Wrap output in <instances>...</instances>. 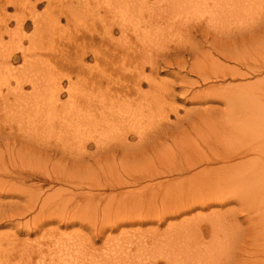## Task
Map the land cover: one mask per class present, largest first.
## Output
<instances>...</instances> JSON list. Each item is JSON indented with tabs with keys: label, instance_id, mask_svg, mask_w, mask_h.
<instances>
[{
	"label": "rangeland",
	"instance_id": "obj_1",
	"mask_svg": "<svg viewBox=\"0 0 264 264\" xmlns=\"http://www.w3.org/2000/svg\"><path fill=\"white\" fill-rule=\"evenodd\" d=\"M13 1L18 6L8 4L6 0L5 2L0 0V20L2 19L0 52L11 54L7 60L0 59V182L5 184L0 190L2 218V221L0 220V264H63L64 262L93 264L100 259L103 261L106 251H112L111 240L114 242V239H118L121 244H124L123 238L131 242L129 248H126L128 252L126 254L124 252V256L121 253L120 261L104 260L102 264H166L167 256L171 264H264V164L251 169L252 164L249 163L250 169L242 178H238L237 167L229 168L230 170L225 171L223 176L217 178V182L215 180L210 187L203 185V180H208L206 175H203L191 182L172 183L168 188L160 189L154 186L151 188L153 190H144L146 193H142L144 183L126 188L115 189L110 186L103 188L102 184L120 170L117 165L121 156L117 155L115 160L105 159L104 153H100L101 149L98 151V147L89 140V133H87L90 131L88 124L92 121L87 118L88 111L112 105L118 109L119 106L124 105L121 110L127 111H125V114L129 115L126 116L127 120H131L129 124L133 122L136 129L144 133V143L147 144L153 138L152 134L162 124H166L162 117L164 113L168 114L169 122H173L174 125L178 117L186 115V111H189L188 119L183 120L181 125L179 124L180 127L174 129L172 125L170 133L161 134L156 141L149 143L148 149L146 148L148 152H144V149L136 150L135 158L142 159V163H145L143 165L149 161L148 164L151 163L153 168H156L155 165L158 162H163L161 166L166 168V165L171 163L184 161L186 155L187 158L188 155L195 154V149L196 153L201 150L209 153L215 148H230L231 142H233L232 147L235 148L241 147V143L248 142L258 144L264 150V112H262L264 111V66H261L258 71L251 72L253 66L255 69L259 68V65L264 62V0H247V2L250 1L249 5L247 3L245 4L247 7L242 6V10L238 9L232 14L229 13L230 15L226 14L227 16L219 21V18H214V28L208 21L206 12L202 10L186 13L162 9L147 13L136 9V6L125 10L119 5V0H108L109 2H103L104 0ZM193 11L199 12L196 14ZM45 13L50 15L46 16ZM20 14L24 22L23 27L17 30L18 32L15 29V32V21L21 20ZM54 19H58V22ZM259 20L262 23L259 24ZM120 26L122 31L119 30ZM194 27L199 29L195 30ZM244 28L254 32L248 33L243 39L236 37L234 42L228 40L230 33ZM224 54L232 55V59L226 60ZM180 63L184 64L183 68L179 67ZM31 64L34 66L31 67ZM220 66L233 67L237 70H234L236 73L226 72L217 77L211 76V79L206 81L199 78L206 73L214 74L213 72ZM23 67L26 71L29 68L34 70L37 88L32 89L30 84L24 83L23 93L26 94V98L21 103L20 101L15 103L12 94L15 77L21 75ZM237 72L245 75L240 76L241 74ZM146 76L152 77L153 86L143 78ZM140 77L143 79L137 92L135 89L137 87H133V84ZM186 80H198V83L188 86ZM55 83H58L57 87ZM209 86L215 88L214 98L207 94ZM53 87L54 90L58 88L57 96H54L55 93L50 94L53 92ZM28 92L32 95L27 94ZM182 92L184 94H181ZM195 94H198L195 97L196 100L192 98ZM171 106H177L176 116L170 112ZM207 107L216 110V116L210 115L211 110L205 111ZM255 108L260 109L256 112ZM225 109H233L236 116L228 117ZM252 109L253 113H251ZM79 112L84 115L81 113V116ZM128 113H132L131 117ZM248 115L251 116L247 118ZM82 117L85 118L82 119ZM98 119L104 127L103 120ZM124 122L123 130L128 126L127 121L124 120ZM127 136H129L128 133ZM66 139L72 141L71 144L68 143V146L65 142V146L72 151H69L70 154L58 153L57 158L60 157V160L55 157V153L52 154V151L50 155L37 154L29 148L32 147L35 150V147L39 145L56 146ZM76 139H79L85 147H80ZM120 141L111 139L105 144L111 142L110 145L122 144ZM126 142L129 145H135L138 142L137 134L132 133ZM241 160L243 162L245 158ZM239 161L240 159H235L229 164H237ZM110 164L111 169H109ZM62 165L70 168L62 172ZM133 166L132 164L127 166L128 172L136 171L142 165H138L137 168ZM207 166L201 167L211 168L209 169L210 178L214 175L218 176V172L223 171L219 170L223 167V163L214 162ZM201 167L195 169L198 170ZM52 168L59 169L56 171L60 174H53ZM11 169H13L11 175L7 174L6 170ZM14 171L20 172L17 173L18 177ZM190 171L185 175H191L195 170ZM123 173L119 171V174L123 175ZM176 176L171 174L157 177L152 182ZM10 185H15L14 193L6 190L10 188ZM127 189L131 190L133 199L114 200L116 202L111 201L112 205L107 206L108 199L112 195H120ZM180 192L208 200H202L201 203L205 206L197 205L187 212H183L186 206L178 210L177 207L180 204L178 202L179 204L173 206L172 210L180 211V215L168 216L162 222L156 221L155 214L164 211L162 205L172 204L171 197L181 194ZM226 196L229 198L228 201H223L227 198ZM35 201L37 205L33 211L25 212L21 217H14V220L13 218L4 220L9 214V208L16 212ZM43 202L46 205L39 210V205ZM121 202L125 205L140 202L142 205L138 206V209L135 207L134 213H131L130 209L127 210L130 207L124 210ZM191 202L190 200V204ZM183 203L186 204L185 201ZM149 206L151 210L147 208ZM146 209L151 211L150 220L139 221V216L136 219L137 222L126 221L114 229L108 228V223L117 221L119 217H125L123 211L131 213L132 216ZM209 214L215 215L214 221L208 217ZM34 215H36L35 219H33ZM127 216L130 215L127 214ZM17 220L21 223L26 221L30 226L27 224L17 228ZM168 223L174 224V228L166 231ZM195 224H197L196 228ZM13 227L16 228L13 229ZM215 227L218 229L217 233L214 232L218 239L213 238L212 230ZM132 232H137L135 233L137 236ZM220 238L222 241L219 242ZM137 239L142 244L143 240L147 241L149 247L145 253L141 251V245L138 247ZM215 240L216 242L212 245ZM104 241L109 245V249ZM57 242L60 243L59 246L68 243L71 246L68 252L71 258L69 257L67 261L61 260L55 255L57 251L52 250L54 244L57 246ZM35 243L41 246L39 253ZM121 244L120 246L123 247ZM194 249H197L198 253ZM147 256L148 259L145 258Z\"/></svg>",
	"mask_w": 264,
	"mask_h": 264
},
{
	"label": "bare ground",
	"instance_id": "obj_2",
	"mask_svg": "<svg viewBox=\"0 0 264 264\" xmlns=\"http://www.w3.org/2000/svg\"><path fill=\"white\" fill-rule=\"evenodd\" d=\"M36 1V0H35ZM38 1H41V0H38ZM120 1H121V3H120ZM3 2V1H2ZM4 2H5V0H4ZM6 2L9 4H11V5H16V6H18V4L17 3H15L13 0H6ZM18 2V1H17ZM37 2V1H36ZM48 2H50V0H48ZM103 2H109L108 0H104ZM250 2V1H249ZM249 2H247V0H154V1H150V0H119V5H121L125 10H128V9H131V8H134L135 6L137 7L136 9H138V10H140V11H146L147 13H150V12H152V11H154V10H159V11H161L162 9H164V11H165V9H171L172 11H174L175 12V10H177V11H183V12H188V13H192L191 11L192 10H202V11H205L206 12V15L208 16V21L210 22V24L213 26V28H214V23H213V21H214V18H216V19H218V21L220 20V19H222V17H225V16H227L226 14H232V12H234V11H236V10H238V9H240V10H242L241 9V7L242 6H244V7H247L245 4H247L248 3V5H249ZM23 4V3H22ZM108 4V3H107ZM30 5V4H29ZM34 5V4H33ZM111 5V4H110ZM110 5L108 6V8L110 7ZM4 6V5H3ZM23 6V5H22ZM75 8V7H74ZM6 9V8H5ZM77 9V8H76ZM2 10H3V7H2ZM24 10V9H23ZM30 10V9H29ZM5 11V10H4ZM71 11V10H70ZM80 11V10H79ZM49 11H47V13H48ZM51 12V11H50ZM182 12V13H183ZM194 12V11H193ZM199 12V11H198ZM198 12H194V13H198ZM47 13H45V15L46 16H48V15H50V14H47ZM133 13V12H132ZM237 13H238V11H237ZM229 14V15H230ZM21 15V14H20ZM170 15V14H169ZM185 15V14H184ZM238 15V14H237ZM236 15V16H237ZM8 16H10V15H8ZM19 16V15H18ZM2 17V16H1ZM4 17V16H3ZM6 17V16H5ZM14 17V16H13ZM51 17V16H50ZM55 17V16H54ZM25 18V17H24ZM57 18V17H56ZM101 18V17H100ZM227 18V17H226ZM6 19V18H5ZM17 18H15V20H16ZM20 19L21 20H18V21H15V24H16V28H14V31H15V29H16V31L18 30H21V27H23L22 25H23V21H22V15H21V17H20ZM30 19V18H29ZM32 19V18H31ZM40 19V18H39ZM46 19V18H45ZM53 19V18H52ZM52 19H50L51 20V23H52ZM230 19V18H229ZM240 19V18H239ZM2 20V19H1ZM1 20H0V22H1ZM23 20H25V19H23ZM47 20H49L48 19V17H47ZM58 19H54V21H57ZM225 20V19H224ZM4 21V20H3ZM8 21V20H7ZM6 21V22H7ZM218 21L216 20L215 22H216V24H218ZM222 21V20H221ZM226 21H227V19H226ZM254 21V20H253ZM258 21V20H257ZM256 21V22H257ZM9 22V21H8ZM26 22V21H25ZM34 22H35V20H34ZM50 21H48V23H49ZM58 22V21H57ZM228 22V21H227ZM39 23V22H38ZM46 23V22H45ZM48 23H46V24H48ZM231 23V22H230ZM235 23V22H234ZM251 23V22H250ZM259 24L260 23H262L260 20H259V22H258ZM4 24H5V22H4ZM214 24V25H213ZM225 24H226V22H225ZM255 24V23H254ZM258 24V25H259ZM124 25V24H123ZM257 25V24H256ZM255 25V26H256ZM37 26V25H36ZM1 27V26H0ZM218 27V26H217ZM195 28V30L196 29H199V27H194ZM215 28H216V26H215ZM254 28V27H253ZM5 29V28H4ZM8 29V28H7ZM193 29V28H192ZM219 29H221L220 27H219ZM245 29V30H244ZM244 29H239V31H237V32H234V33H230L229 34V36L227 37L228 38V40L229 41H232V42H234V40H235V38L236 37H240L241 39H243L245 36H247V34L248 33H250V32H254V30H251V29H249V28H244ZM119 30L120 31H122V27L120 26L119 27ZM15 31V32H16ZM17 31V32H18ZM224 31V30H223ZM10 32V31H9ZM109 32V31H108ZM2 33V32H1ZM110 33V35H111V32H109ZM108 33V34H109ZM217 33V32H216ZM220 33H222V32H220ZM4 34V33H3ZM227 34V33H226ZM8 35V34H7ZM34 35V34H33ZM1 36V35H0ZM223 36V35H222ZM226 36V35H225ZM3 37V36H2ZM224 37V36H223ZM1 38V37H0ZM13 38V37H12ZM11 38V39H12ZM110 38V37H109ZM239 38V39H240ZM92 39V38H91ZM16 42V41H15ZM30 42V41H29ZM224 42V41H223ZM22 43V42H21ZM33 43V42H32ZM13 45V44H12ZM33 45V44H32ZM36 45H38V44H36ZM19 47H20V45H19ZM30 47H31V45H30ZM29 48V47H28ZM21 49V48H20ZM16 50V49H15ZM222 50V49H221ZM23 51H24V49H23ZM36 51V50H35ZM135 51V50H134ZM216 51V50H215ZM216 52H218V51H216ZM220 52V51H219ZM10 53V52H9ZM7 54V53H5V52H0V59H4V60H7V58L9 59L10 58V56H11V54ZM23 53H25V52H23ZM226 53V52H225ZM223 54V53H222ZM221 54V55H222ZM24 55V54H23ZM225 56H226V60H231L232 59V55L230 56V55H227V54H224ZM128 56V55H127ZM224 56V57H225ZM129 58V57H128ZM130 59V58H129ZM25 61H27V60H25ZM181 61H182V59H181ZM30 62V61H29ZM184 62V61H183ZM182 62V63H183ZM177 63V62H176ZM179 63V62H178ZM177 63V64H178ZM182 63H180L179 64V67L180 68H183V65H181ZM24 64V63H23ZM27 64V63H26ZM29 64V63H28ZM6 65V64H5ZM32 65V64H31ZM197 65V64H196ZM195 65V66H196ZM2 66V65H1ZM8 66V65H7ZM34 65H32L31 67H33ZM152 66V65H151ZM261 66H264V62H262V65H259V68H256L255 69V67L253 66V68H252V70H251V72H254V71H258L259 69H260V67ZM5 67V66H4ZM30 67V66H29ZM194 67V66H193ZM218 67V66H217ZM185 68V67H184ZM196 68V67H195ZM154 69H155V67H154ZM151 70H152V68H151ZM191 70V69H190ZM193 70V69H192ZM191 70V71H192ZM217 70V69H216ZM234 70H237L236 68H234L233 69V67H227V66H220L219 68H218V70L217 71H215V72H213L214 74H212V75H207V73L206 74H203V75H201L199 78L200 79H202V81H206V80H209V79H211V76H213V77H217V76H219V75H224V74H226V72H235ZM11 71V70H10ZM102 71V70H101ZM9 72V71H8ZM20 72V71H19ZM33 72H34V70L33 69H30L29 68V70L28 71H26V69H24V67L22 68V73H21V75H18L17 77H15V85H14V89H13V91H12V94L14 95V98H15V103L16 102H19L20 101V103L26 98V94H24L23 93V84L24 83H28V84H30L31 86H32V89H35V88H37L36 86V82H35V78H34V74H33ZM11 73V72H10ZM35 73V72H34ZM104 73V72H103ZM236 73V72H235ZM238 74H241L240 76H244L245 74L244 73H240V72H237ZM9 75V74H8ZM36 75V74H35ZM14 76H15V74H14ZM132 76V75H131ZM141 76V75H140ZM43 77V76H42ZM134 77V76H133ZM136 77V76H135ZM139 77V76H138ZM37 78V77H36ZM47 78V77H46ZM69 78V77H68ZM143 78H145V80L148 82V84L149 85H152L153 86V83H154V80L152 79V77H143ZM142 77H140L139 79L137 78V80L135 81V83L133 84V87H137V88H135L136 90H137V92H139V88H140V86H141V81H142V79H143ZM184 78V77H183ZM182 78V79H183ZM187 78V77H186ZM39 79V78H38ZM48 79H50V77L48 78ZM181 79V80H182ZM133 80V79H132ZM36 81H38V80H36ZM43 81V80H42ZM182 81H184V79L182 80ZM124 83V82H123ZM186 83H187V85L188 86H194V85H196V83H198V80H193V81H187L186 80ZM39 84V83H38ZM41 84V83H40ZM132 84V83H131ZM182 84H184V83H182ZM50 85V84H49ZM55 85H56V87H57V85H58V83H55ZM164 85V84H163ZM186 85V84H185ZM116 87V86H115ZM70 88V87H69ZM108 88V87H107ZM11 89V88H10ZM52 89V88H51ZM68 89V88H67ZM153 89V88H152ZM207 94L209 93L213 98L216 96V91H215V88L214 87H212V86H209V87H207ZM12 90V89H11ZM45 90H47V89H45ZM44 90V91H45ZM57 90H58V88H56L55 90H54V87H53V92H51L50 94H53L54 95V93L56 94V95H54V96H57V94H58V92H57ZM59 90H60V88H59ZM70 90V89H69ZM69 90H67V92L69 91ZM116 90V89H115ZM204 90V89H203ZM214 90V91H213ZM31 91H33V90H31ZM71 93H72V91H70ZM46 93V92H45ZM59 93H60V91H59ZM174 93V92H173ZM173 93H171L172 94V96L173 97H175V95L173 94ZM199 93V92H198ZM8 94V93H7ZM10 94H11V92H10ZM27 94H31L32 95V93H27ZM46 94H48V93H46ZM143 94V93H142ZM147 94V93H146ZM145 94V95H146ZM181 94H184V92H182ZM202 94V93H201ZM205 94H206V92H205ZM208 94V95H209ZM38 95V94H37ZM52 95V96H53ZM75 95V94H74ZM102 95V94H101ZM137 95V94H136ZM144 95V96H145ZM151 95V94H150ZM170 95V94H169ZM194 95V94H193ZM209 95V96H210ZM103 96V95H102ZM182 96V95H181ZM196 96H198V94H195V96L194 97H192V98H194V100H196ZM210 96V97H211ZM177 97V96H176ZM206 97H207V95H206ZM30 98V97H29ZM51 98V97H50ZM79 98V97H78ZM94 98V97H93ZM127 98V97H126ZM201 98V97H200ZM208 98V97H207ZM7 99V98H6ZM45 99V98H44ZM102 98H100V100H101ZM128 99H129V97H128ZM147 99V98H146ZM198 99V98H197ZM221 99V98H220ZM76 100V99H75ZM100 100H98V101H100ZM116 100V99H115ZM193 100V99H192ZM199 100V99H198ZM203 100V99H202ZM207 100V99H206ZM216 100V99H215ZM222 100H224V98L222 99ZM118 101V100H117ZM211 101V100H210ZM49 102V101H48ZM103 102V101H102ZM163 102V101H162ZM25 103H27V102H25ZM174 103V102H173ZM19 104V103H18ZM103 104V103H102ZM102 104L100 105V106H102ZM104 104H105V102H104ZM108 104V103H107ZM146 104H147V102H146ZM23 105H25V104H23ZM106 105V104H105ZM117 106V105H116ZM124 106V105H123ZM123 106L121 105V106H119L120 108H115V105H112V106H106V107H102V108H99V109H96V110H94L93 109V111L92 110H90V111H88V120H92L90 123H89V121H88V123H85V124H88L89 125V127H90V131L88 132L87 131V133H89L88 134V137H89V140L90 141H92V142H94L95 143V145L98 147V151H99V149H101V152L100 153H104V157H105V159H108V158H112V159H114V158H116V156L117 155H120L121 157H119V164L117 165V166H119L120 167V170L122 171V172H124L123 173V175H121V174H119V169H117V170H119L118 172L116 171V173H114L113 174V176H111L112 175V173H109V174H111L110 176H111V179H109V180H107V181H105L103 184H102V187L104 188V187H107V186H110V188H122V187H129V186H131L132 187V185H140L141 183L143 184L144 183V185H143V190H142V193H144L145 191L144 190H149V189H151L152 187H154V186H157V187H159L160 189L161 188H165V187H167L168 188V186L169 185H171L172 183H181V184H183V183H186L187 181L189 182H191V180H193L194 181V179H199V177L200 176H203V175H206V179H208V180H203V185H208L207 187H210L213 183H215V180H216V182H217V178L219 179V177H221V176H223V173L225 172V171H227V170H230L229 168H233V167H237V172H238V178L239 177H243L245 174H247L248 173V171H249V169H250V165H249V163L250 164H252L251 165V169L252 168H254V167H256L257 165H261V164H264V150H262L261 148H260V146L258 145V144H253V143H251V144H249L248 142L246 143H241L240 144V146L241 147H239V148H235V147H232L233 146V142H231L230 144H231V147L230 148H223V147H221V148H223V149H217V148H215V149H211L210 151H209V153L208 152H205V151H199V152H195L196 151V149H195V151H194V153L195 154H192V155H188V157L186 158V156H185V160L184 161H179V162H176V163H171V164H169V165H166V168L164 167L163 168V166H161L162 165V163L163 162H158V167H157V165H155V167L156 168H153V165H151V163L150 164H148L149 163V161H148V163L146 164V165H143V164H145V163H142V159L141 160H138L137 158H135L137 155H135V152H136V150H142V149H144V152L146 151V148H147V146L149 145V143L150 142H153V141H156V138L158 139V137H160V135L162 134V135H166V134H168V133H170V130L172 129L171 128V126L173 125V122H169V120H168V114L167 113H164L163 115H162V117H164V120H165V122H166V124H162V126H160L157 130H156V132L154 133V134H152V136H153V138H151V140L150 141H148L149 143H144V133L142 134L140 131H138L136 128L137 127H135V125H134V123L133 122H131L130 124H129V121H131V120H127L128 118L126 117V116H129V115H126L125 114V111L124 112H122V110H121V107L123 108ZM40 107V106H39ZM95 107V106H94ZM93 107V108H94ZM38 108V107H37ZM72 108V107H71ZM98 108V107H97ZM261 108V107H260ZM259 108V109H260ZM263 108V107H262ZM84 109V108H83ZM256 109V108H255ZM258 108L256 109V112H257V110H259ZM99 110V111H98ZM207 110H211L210 112V115L211 114H215V116H216V110H214V109H208V107L205 109V111H207ZM226 110V109H225ZM233 110V109H232ZM231 109H227L226 111H227V116L228 117H230L231 118V116H236L234 113V110L232 111ZM251 110V109H250ZM65 111V110H64ZM79 111V110H78ZM92 111V112H91ZM231 111V112H230ZM90 112V113H89ZM127 112V111H126ZM162 112V111H161ZM170 112H173L174 114H175V116L177 115V113H178V109H177V106H175V107H172L171 106V108H170ZM189 112V111H188ZM188 112L186 111V115H180L181 117H176L177 118V121L176 122H174L175 124L173 125L174 126V129H177L178 127H180V123L183 121V120H187L188 118ZM221 112V111H220ZM250 112V111H249ZM254 111H253V109H252V112L251 113H253ZM256 112H255V114H256ZM260 112V111H259ZM258 112V113H259ZM262 112H264V111H262ZM16 113V112H15ZM82 113V112H81ZM80 112H79V114L82 116V114H81ZM119 113H121V114H119ZM124 113V114H123ZM133 113V112H132ZM132 113H128V114H130V117H131V114ZM219 113V112H218ZM223 113H226V112H223ZM231 113H232V115H231ZM246 113H247V111H246ZM250 113V114H251ZM261 113V112H260ZM259 113V114H260ZM72 114H74V113H72ZM71 114V115H72ZM76 114V113H75ZM78 114V115H79ZM136 114V113H135ZM190 114H192V113H190ZM219 114H221V115H223L222 113H219ZM219 114H217V115H219ZM247 114H249V113H247ZM255 114H253V116L255 115ZM18 115V114H17ZM84 115V114H83ZM124 115V116H123ZM200 115V114H199ZM204 115V114H203ZM44 116V115H43ZM67 116V115H66ZM73 116V115H72ZM76 116H77V114H76ZM81 116H80V118H81ZM208 116V115H207ZM251 116V115H250ZM249 115H248V117L247 118H249L250 117ZM20 117V116H19ZM191 117V116H190ZM244 117V116H243ZM264 117V116H263ZM22 118V117H21ZM85 117H82V119H84ZM98 118H100V120L102 121V123L104 124V127L103 126H101V122L99 121V119ZM136 118V117H135ZM161 118V117H160ZM219 118V117H218ZM227 118V117H226ZM37 119V118H36ZM81 119V120H82ZM214 118H212V120H213ZM228 119V118H227ZM235 119V118H234ZM251 119H254V118H251ZM16 120V119H15ZM33 120V119H32ZM124 120H126L127 122H126V125H128V126H126V129H124L123 130V124H125V122H124ZM135 120V119H134ZM134 120H132V121H134ZM204 120V119H203ZM219 120V119H218ZM223 120V119H222ZM242 120V119H241ZM256 120V119H255ZM263 120V119H262ZM78 121H79V118H78ZM161 121V120H160ZM192 121V120H191ZM214 121V120H213ZM224 121H226V120H224ZM238 121V120H237ZM249 121V120H248ZM124 122V123H123ZM164 122V123H165ZM221 122V121H220ZM162 123H163V121H162ZM180 124V125H179ZM217 123H215V125H216ZM225 124V123H224ZM87 125V126H88ZM164 125V126H163ZM32 126V125H31ZM76 126V125H75ZM172 126V127H173ZM183 126V125H182ZM190 126V125H189ZM192 126V125H191ZM185 127V126H184ZM59 128V127H58ZM86 128V127H85ZM99 128V129H98ZM31 129V128H30ZM138 129H139V127H138ZM35 130V129H34ZM243 130V129H242ZM242 130H240V131H242ZM31 131V130H30ZM44 131V130H43ZM172 131V130H171ZM56 132V131H55ZM127 133L129 134V136H127ZM132 133L133 134H137V136H138V142L135 144V145H129L127 142H126V139L127 138H129V137H131L132 136ZM202 133V132H201ZM207 133H209V132H207ZM72 134V133H71ZM203 134V133H202ZM234 134V133H233ZM81 135H83L82 133H81ZM80 135V136H81ZM199 135V134H198ZM84 136V135H83ZM120 136V137H119ZM200 136V135H199ZM232 136V135H231ZM236 136V135H235ZM72 137V136H71ZM190 137V136H189ZM237 137V136H236ZM23 138V137H22ZM118 138V139H117ZM72 139H75V138H72ZM84 139V138H83ZM111 139H116V140H121L120 141V143H122V144H117V143H114V144H117V145H110V144H105V143H109L110 142V140ZM161 139V138H160ZM231 139V138H230ZM235 139V138H234ZM233 139V140H234ZM78 142H79V144H80V147H82V148H84L85 146L80 142V140L79 139H76ZM68 141V142H67ZM77 141H76V144H77ZM107 141V142H106ZM224 141V140H223ZM65 142L67 143V146L69 145V144H71L72 143V141H70V139H66V140H62V142H61V144L60 145H56V146H40L39 144V146H37V147H35V150H33V148L32 147H29L30 148V150H32V151H34V152H36L37 154L39 153V154H46V155H50V153H51V151H52V154L53 153H55L54 155H55V157L57 158L58 156V153L59 154H64V153H69V151H72L71 149H69L67 146H65L66 144H65ZM147 142V141H146ZM210 142V141H209ZM13 143H14V141H13ZM69 143V144H68ZM11 144V143H10ZM143 144H146L145 146L143 145ZM249 144V145H248ZM42 145V144H41ZM99 145H101V147L99 148ZM142 145V146H141ZM12 146V145H11ZM186 146V145H185ZM224 147H225V145H223ZM20 147V146H19ZM71 148H72V145L70 146ZM97 147H95V148H97ZM12 148V147H11ZM28 147H27V149H29ZM78 148V147H77ZM139 148V149H138ZM198 148V147H197ZM208 148H210V147H208ZM80 149V148H79ZM78 149V150H79ZM148 149V148H147ZM201 149V148H200ZM77 150V149H76ZM81 150V152H82V149H80ZM96 150V149H95ZM193 150V149H192ZM16 151H17V149H16ZM97 151V150H96ZM149 151V150H148ZM148 151H146V152H148ZM198 151V150H197ZM12 152V151H11ZM116 152H118L117 154H116ZM143 152V151H142ZM193 152V151H192ZM13 153V152H12ZM18 153H20V152H18ZM150 153V152H149ZM156 153V152H155ZM70 154V153H69ZM93 154V153H92ZM138 154V153H137ZM21 155V154H20ZM94 155H96V154H94ZM93 155V156H94ZM101 155V154H100ZM184 155V154H183ZM182 155V156H183ZM28 156V155H27ZM11 157V156H10ZM15 157V156H14ZM20 157V156H19ZM149 157V156H148ZM25 158V157H24ZM60 158V157H59ZM59 158H57V159H59ZM243 158H245V161H243L242 162V160L241 159H243ZM30 159V158H29ZM28 159V160H29ZM35 159V158H34ZM124 159V160H123ZM133 159V160H132ZM150 159V158H149ZM184 159V158H183ZM239 160L240 159V161L239 162H237V164L235 163V164H229L230 162H232L233 163V161L234 160ZM60 160V159H59ZM97 160V159H96ZM115 160V159H114ZM146 160V159H145ZM144 160V161H145ZM42 161H43V159H42ZM143 161V162H144ZM158 161V160H157ZM24 162V161H23ZM106 162H108V161H106ZM110 162H112V161H110ZM109 162V163H110ZM116 162V161H115ZM150 162H151V160H150ZM214 162H217V163H223V167L222 168H219V170H223V171H221V172H218V176H215V179H213L214 178V176H213V178L211 177L210 178V176L211 175H209L210 173L209 172H211V171H209V169H211V168H207L206 169V167H201V166H204V165H208L209 163H214ZM25 163H26V161H25ZM24 163V164H25ZM156 163V162H155ZM31 164V163H30ZM29 164V165H30ZM52 164V163H51ZM102 164V163H101ZM101 164H99V165H101ZM108 164V163H107ZM114 164V163H113ZM131 164L132 165H134L133 166V168L134 167H136L137 168V166L139 165V166H141L139 169H137L136 171H130V172H128V168H127V166H131ZM153 164V163H152ZM104 165V164H103ZM15 166V165H14ZM26 166V165H25ZM53 166V165H52ZM56 166V165H55ZM138 166V167H139ZM161 166V167H160ZM46 168H47V166H45ZM100 167V166H99ZM115 167H116V165H115ZM197 167H201V169H199L198 168V170L197 169H195V168H197ZM207 167H209V166H207ZM61 168L63 169V171L62 172H64L67 168H70V167H66L65 165H62L61 166ZM108 168V167H107ZM125 168H127V169H125ZM135 168V169H136ZM4 169H5V167H4ZM13 169H15V168H13ZM13 169H11V170H6V173L8 174V173H10V175H11V173H12V171H13ZM24 169V168H23ZM104 170H105V168H103ZM109 169H111V164H110V166H109ZM191 169H194L195 171L193 172V173H191V175H188V176H186L185 174H187ZM16 170H17V168H16ZM19 170V169H18ZM52 170V172H53V174H60L59 172H57L56 170H59V169H57V168H52L51 169ZM68 170V169H67ZM125 170H127V171H125ZM213 170V169H212ZM47 171V170H46ZM106 171V170H105ZM108 171V170H107ZM113 171V170H112ZM15 172V174H16V176H17V173H20V172H16V171H14ZM22 172H24V170L22 171ZM48 172V171H47ZM56 172V173H55ZM71 172V171H70ZM101 172V171H100ZM110 172V171H109ZM115 172V171H114ZM191 172V171H190ZM236 172V171H235ZM235 172H233V173H235ZM213 173H214V170H213ZM15 174H12V175H15ZM24 174V173H23ZM43 174H45V173H43ZM171 174H176L177 176L176 177H174V178H167V179H163V180H159V181H156V182H152V180L153 179H155V178H157V177H162V176H168V175H171ZM21 175V174H20ZM19 175V176H20ZM32 175V174H31ZM106 175V174H105ZM46 176H48L47 174H46ZM65 176H66V174H65ZM108 176V175H107ZM18 177V176H17ZM22 177H23V175L21 176V179H22ZM32 177V176H31ZM73 177V176H72ZM96 177V176H95ZM231 177V176H230ZM49 178V177H48ZM57 178V177H56ZM210 178V179H209ZM203 179V178H202ZM221 179V178H220ZM228 179V178H227ZM95 180V179H94ZM99 180V179H98ZM97 180V181H98ZM58 181V180H57ZM60 181V180H59ZM175 181V182H174ZM99 182V181H98ZM98 182H96V184L98 183ZM200 183L202 182L201 180L199 181ZM227 182V181H226ZM230 183V182H229ZM234 183V182H233ZM66 184V183H65ZM100 184V183H99ZM197 184V183H196ZM223 184V183H222ZM221 184V185H222ZM5 184H2L1 182H0V190L3 188V186H4ZM234 185V184H233ZM183 186V185H182ZM232 186V185H231ZM101 187V188H102ZM181 187V186H180ZM179 187V188H180ZM220 188V187H219ZM229 188V187H228ZM9 189H11V190H9ZM182 189H184V188H182ZM181 189V190H182ZM189 189V188H188ZM6 190H8V191H11V192H13L14 193V190H15V185H10V188H8V189H6ZM151 190H153V189H151ZM157 190V189H156ZM183 191V190H182ZM181 191V192H182ZM229 191V190H228ZM16 192V191H15ZM121 192V191H120ZM180 192V193H181ZM146 193V192H145ZM183 193V192H182ZM176 194V195H174V196H172L171 198L173 199V201H171V203L172 204H166L164 201V203L165 204H163L162 206H163V209H164V211L162 212V213H160V214H155V219H156V221H158V222H162V221H164V219H166V217H176L177 215H180L179 213H180V211L179 212H177L178 210H179V208H182V206L183 207H185L186 206V210H184L183 212H187L188 210H190V209H192L193 207H196L197 205H199V206H205L203 203H201L202 202V200L204 199V198H196L197 196L196 195H193V194ZM209 193V192H208ZM212 194V193H211ZM222 194V193H221ZM220 194V195H221ZM231 194V193H230ZM229 194V195H230ZM132 195L133 194H131V190H126V191H124L123 193L121 192V194L119 195H117V194H115V195H112L109 199H108V203L109 204H107V206H111L112 205V203H111V201L113 202L114 200H118V201H125V200H128V199H133L132 198ZM136 195V194H135ZM139 195V194H138ZM232 196H233V194H231ZM142 196V195H141ZM161 196V195H160ZM170 196V195H169ZM221 196H223V195H221ZM37 197V196H36ZM41 197V196H40ZM134 197V196H133ZM192 197V198H191ZM227 197V196H226ZM151 198V197H150ZM199 199H201L200 200V202H199ZM205 199H207V198H205ZM204 199V200H205ZM210 199H212L211 198V196H210ZM228 197L225 199V200H223V201H228ZM37 200V199H36ZM162 200V199H161ZM190 200L192 201L191 202V204H190ZM208 200V199H207ZM218 200V199H217ZM100 201V200H99ZM117 201V202H118ZM138 201V200H137ZM185 201V205H184V202ZM213 201V200H212ZM211 201V202H212ZM223 201H221V202H223ZM114 202H116V201H114ZM140 202H141V200H140ZM140 202H137V204H136V202H133V204H130V205H125L124 203H122L121 205L124 207V210H126L125 208L127 207H130V208H128L127 210H129L130 209V212L131 213H134V211H135V207H136V209H138V206H141L142 204L140 203ZM170 202V201H169ZM174 202V203H173ZM178 202H180V204L178 203ZM199 202V203H198ZM205 202V201H204ZM207 202V201H206ZM205 202V203H206ZM219 202H220V200H219ZM192 203H193V205H192ZM209 203V202H208ZM213 203V202H212ZM119 204H120V202H119ZM144 204V203H143ZM177 204H179L178 206L179 207H177L178 208V210L175 212L174 210H172V208H173V206L175 207ZM14 205H16V204H14ZM18 205V204H17ZM36 205H37V202L35 201V203L34 202H32V203H30V205L29 206H27L26 208H24L23 210L22 209H20L19 211H16L15 212V210L14 209H12V208H9L10 210H9V214L7 215V218L5 217V219L4 220H6V219H9V218H13V220H14V217H21V215H24V213L25 212H31V211H33L34 210V208L36 207ZM46 205V204H45ZM44 205V202L42 203V205H39L40 207H39V210L40 209H42V206H45ZM145 205H148V204H145ZM144 205V206H145ZM20 206V205H19ZM26 206V205H25ZM74 206V205H73ZM106 206V207H107ZM122 207V208H123ZM117 208V207H116ZM145 208V207H144ZM147 208H150V206L149 207H147ZM92 209V208H91ZM1 210V209H0ZM16 210H18L17 208H16ZM38 210V211H39ZM150 210H151V208H150ZM148 211V209H146L145 211H142V212H140L139 210H137V211H139V214H136V215H132L131 216V213H129V212H126V211H123V213H124V215H125V217H119V219H117V221H113L112 223H108V228H116L119 224H121V223H124V222H126V221H128V223L130 222V223H132V222H137V217H139L140 216V220L139 221H144L145 219L148 221V220H150L151 218H150V215H151V211ZM153 210V209H152ZM255 210V209H254ZM4 211V210H3ZM2 211V212H3ZM44 210H42V212H43ZM96 211V210H95ZM136 211V212H137ZM1 212V211H0ZM5 212V211H4ZM6 212H8V210L6 209ZM103 212V211H102ZM38 213V212H37ZM87 213H89V211L87 212ZM108 213V212H107ZM122 213V214H123ZM229 213V212H228ZM38 214H40V213H38ZM69 214V213H68ZM104 214H105V212H104ZM120 214H121V211H120ZM127 214L128 215H130V216H127ZM218 215V214H217ZM230 215V214H229ZM233 215V214H232ZM4 216H5V214H4ZM79 216V215H78ZM215 215L214 214H209V218H216V217H214ZM3 217V216H2ZM133 217V218H132ZM4 218V217H3ZM36 218V215H34L33 216V219H35ZM75 218V217H74ZM103 218V217H102ZM0 220L2 221V218H1V215H0ZM71 220V219H70ZM88 221H89V219H88ZM213 221H214V219H213ZM102 222V221H101ZM14 223V222H13ZM73 223V222H72ZM189 223V222H188ZM192 223H194L193 221H192ZM23 224V225H22ZM28 224V222H26L25 221V223H21L20 221L18 222V220H17V228H21V227H23V226H26ZM179 224V223H178ZM178 224H176V225H178ZM183 224V223H182ZM217 224V223H216ZM12 225V224H11ZM29 225V224H28ZM95 225V224H94ZM175 225V226H176ZM181 225V224H180ZM196 225L197 224H195L194 226H195V228H196ZM30 226V225H29ZM40 226H41V224H40ZM184 226V225H183ZM193 226V225H192ZM35 227V226H34ZM37 227V226H36ZM35 227V228H36ZM214 226H212V228H213ZM16 228V227H15ZM14 227H13V229H15ZM107 228V229H108ZM174 228V224H169L168 223V225H167V228L165 229L166 231L167 230H170V229H173ZM219 228V227H218ZM109 229V230H110ZM112 229V230H113ZM176 229V228H175ZM103 230H104V228H103ZM139 230V229H138ZM218 229L215 227L213 230H212V232H213V234H214V237L213 238H217V234H215V233H217L218 231H217ZM221 230V229H220ZM224 230H226V229H224ZM223 230V231H224ZM102 231V230H101ZM122 231V230H121ZM186 231V230H185ZM15 232H17V231H15ZM27 232V231H26ZM109 232V231H108ZM140 232V231H139ZM138 232V233H139ZM186 232H188V231H186ZM215 232V233H214ZM219 232H221V231H219ZM100 233V232H99ZM98 233V234H99ZM133 234H135V233H137V232H132ZM141 233V232H140ZM139 233V234H140ZM165 233V232H164ZM169 233V232H168ZM189 233V232H188ZM194 233H195V231H194ZM14 234V233H13ZM12 234V235H13ZM212 234V235H213ZM11 235V236H12ZM122 235V234H121ZM136 235V234H135ZM185 235V234H184ZM52 236V235H51ZM137 236V235H136ZM135 236V237H136ZM139 236V238H140V235H138ZM189 236V235H188ZM225 236V235H224ZM14 237H15V235H14ZM60 237H62V236H60ZM166 237V236H165ZM197 237V236H196ZM200 237V236H199ZM59 238V237H58ZM228 238V237H227ZM124 239V241H123V243L124 244H121L119 241H118V239H114V242H112V240H111V243H112V245H111V247L113 248L112 249V251L110 252V251H106L105 252V256H104V260H108V261H113V262H116V261H120V255H121V253H122V255H123V253L125 252V254L128 252L127 250H126V248L128 249L129 248V245H130V241H125V239L126 238H123ZM143 239V238H142ZM218 239V238H217ZM216 239V240H217ZM62 240V239H61ZM61 240H60V242H61ZM121 240V239H120ZM138 240V239H137ZM216 240L215 241H213V243H212V245H214V243L216 242ZM55 241H57L56 239H55ZM59 241V240H58ZM62 241H64V240H62ZM142 241V240H141ZM144 241V243L142 244V242L140 243L139 242V240H138V247L141 245V251L142 252H146L147 250V247H149L148 246V244H147V241H145V240H143ZM188 241V240H187ZM186 241V242H187ZM219 242L220 241H222V239L220 238V240H218ZM68 242V241H67ZM108 242V241H107ZM127 242V243H126ZM197 242V241H196ZM66 243V242H65ZM104 243H105V241H104ZM109 243V242H108ZM137 243H136V245H137ZM36 244V243H35ZM53 244V243H52ZM58 244H60V243H58L57 242V246L54 244L53 245V249L52 250H56L57 252H56V254L55 255H57V256H59V258L61 259V260H63V261H67L68 259H69V257H70V253H68L69 252V247H71L70 245H69V243L68 244H64L63 246H59ZM106 245H107V243H105ZM120 244L123 246V247H121L120 246ZM199 244V243H198ZM197 244V245H198ZM34 245V244H33ZM36 246H37V244H36ZM220 246V245H219ZM156 247V246H155ZM158 247V246H157ZM156 247V248H157ZM184 247V246H183ZM199 247H200V245H199ZM35 248V247H34ZM33 248V249H34ZM51 248H52V246H51ZM51 248H49V249H51ZM107 248L109 249V245H107ZM107 248H106V250H107ZM181 248V247H180ZM187 249H188V247H186ZM203 248H205V247H203ZM215 248V247H214ZM32 249V250H33ZM37 252L39 253L40 252V249H41V246H40V244H39V246H37ZM123 249V250H122ZM154 249V248H153ZM191 249V248H190ZM189 249V250H190ZM93 250V249H92ZM126 250V251H125ZM149 250V249H148ZM152 250V249H151ZM150 250V251H151ZM195 251H197V249H194ZM105 251V250H104ZM150 251L148 252V253H150ZM154 252L155 251H157V250H153ZM178 251V250H177ZM214 251V250H213ZM212 251V252H213ZM158 252V251H157ZM185 252V251H184ZM192 252V251H191ZM143 253V255L144 256H146L145 254ZM148 253H146V254H148ZM197 253H198V251H197ZM135 254V253H134ZM159 254V253H158ZM176 254V253H175ZM187 254V253H186ZM191 254V253H190ZM189 254V255H190ZM207 254V253H206ZM211 254V253H210ZM24 255V254H23ZM101 255V254H100ZM140 255H141V253H140ZM191 255H194V254H191ZM49 256V255H48ZM73 256V255H72ZM124 256V255H123ZM138 257H140L139 255H137ZM142 256V255H141ZM177 256H178V254H177ZM32 257V256H31ZM180 257V256H179ZM193 257H196V256H193ZM192 257V258H193ZM71 258V257H70ZM141 258V257H140ZM145 258H149L148 256L147 257H145ZM153 258V257H152ZM167 258V260L165 261L166 262V264H171V262L169 261V259H168V256L166 257ZM165 258V259H166ZM199 258V257H198ZM31 259V258H30ZM86 259V258H85ZM122 259V258H121ZM146 259V260H147ZM164 259V260H165ZM194 259V258H193ZM218 259V258H217ZM28 260V259H27ZM103 260V261H104ZM138 260V259H137ZM101 259H100V263L102 264V262H103ZM176 261H177V259H176ZM181 261V260H180ZM199 261V260H198ZM81 262V261H80ZM99 262H94L93 264H100ZM134 263H135V261H133ZM139 262V261H138ZM186 262V261H185ZM30 263V262H29ZM65 264H67L66 262H64ZM63 263V264H64ZM83 263V262H82ZM110 263V262H109ZM140 263V262H139ZM227 263V262H226ZM62 264V263H61ZM78 264V263H77ZM81 264V263H80ZM107 264V263H106ZM135 264H137V263H135ZM141 264V263H140Z\"/></svg>",
	"mask_w": 264,
	"mask_h": 264
}]
</instances>
